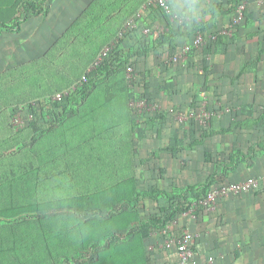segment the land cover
<instances>
[{
  "label": "crops",
  "instance_id": "crops-1",
  "mask_svg": "<svg viewBox=\"0 0 264 264\" xmlns=\"http://www.w3.org/2000/svg\"><path fill=\"white\" fill-rule=\"evenodd\" d=\"M95 1L57 0L47 16L32 14L19 31L0 33V74L39 61L42 76L40 83L25 76L26 80L18 83L0 79V161L8 158L9 164L14 151L31 144L30 139L25 142V137L15 136L13 128L7 127L15 90L31 95L65 83L63 78L66 80L69 70L77 67L72 58L78 47L73 43L78 40V18ZM144 1L121 0L95 32L103 30L105 24V28L117 30L118 23L110 20L121 21L137 9L144 11L146 24L164 29L148 36L137 30L121 45L131 60L128 65L138 74L133 81L127 79L129 86L139 97L148 92L159 103L161 118L147 124L134 115L145 123L131 125L126 101L120 99L109 104L107 113L88 108L87 130L81 133L104 131L112 135L109 142L105 139L110 153L103 155V166L116 165L120 173L129 171L138 192L187 191L188 196L191 187L212 188L264 176V0H242L246 16L233 34L207 39L186 55H182L184 47L193 45L196 27L207 38L215 30L226 29L239 0H171L174 11H185L191 22L160 9L145 10ZM91 27L90 22L86 24V28ZM68 30L76 36H71L67 46L62 41ZM179 54L181 58L174 60ZM68 58L66 68L64 60ZM56 69L63 71L62 76ZM56 76L59 80L54 84ZM204 92L210 112L207 121L179 122L169 113L172 108L196 105ZM60 118L66 120L59 122L58 134L67 129L70 140L78 138L75 128L80 131L83 118L66 112L63 106L44 115V121L50 123ZM6 147L10 150L5 151ZM97 149L102 150L103 145ZM122 178L126 176L118 174V180ZM172 202L164 196H145L139 209L162 214V208H169ZM166 231L175 236L184 231L196 234L195 264H264V182L257 189L223 198L214 210L179 212L165 227H157L146 240L149 264H178L177 248L164 246Z\"/></svg>",
  "mask_w": 264,
  "mask_h": 264
},
{
  "label": "trees",
  "instance_id": "trees-1",
  "mask_svg": "<svg viewBox=\"0 0 264 264\" xmlns=\"http://www.w3.org/2000/svg\"><path fill=\"white\" fill-rule=\"evenodd\" d=\"M7 1L0 0V5ZM120 1L96 0L94 4L80 15L77 22L79 27L78 40L73 41L78 46L76 48L77 53L72 58L77 67L69 70L71 72L69 77L66 80L65 77L63 78L65 83L53 85V87H49L47 92L37 91L31 95H21L17 92L18 90H15V98L10 104V107L12 106L11 112L21 105L30 104V112L36 118L28 120L24 128L15 130L12 122L13 113H11L7 123V127L13 128L15 131V136L25 137V142L30 139L31 144L30 147H22L14 151L9 156L11 161L9 164L8 158L0 161L2 164L0 167L2 171L0 172V246H3L7 239L19 244L17 242L18 226L15 227L12 222L14 223L15 218L18 220L20 217L28 215V213L51 207L48 205H51L52 202H48V200L51 201L52 198H48V193L55 197L53 207H65L79 212L94 210L102 212L117 208V206L123 208L124 205H131L132 203L134 207L138 206L139 209V202L145 196L154 199L164 196L168 200H173V202L169 208H162V214H153L147 221H142L138 215V264H149L142 241L151 235L153 226L165 227L168 221L174 219L177 213L192 209L194 202L199 201L210 189V187H191L189 190L192 193L189 196L186 194L187 191L173 193L165 191L138 192L136 179L129 171L120 173V168L116 165L103 166V160H106L103 155L110 153L109 143L106 140L109 142L112 139V135L105 134L104 131L97 135L93 133L87 134V132L81 133L87 130L88 121L85 118V112L88 108L92 107L94 111H98L101 114L107 113L112 105L109 104L112 101L113 104H116L118 99L126 101L130 123L135 125L132 107L129 106V102L138 97V95L129 86L126 73L120 70V63L123 60L125 62L130 60L128 55H123L124 51L121 46L110 52L99 65L88 73V82L82 89L66 96L60 102L52 103L50 108L41 107V111H39L37 105L33 104V102L39 103L50 98L55 93L64 90L79 80L94 64L102 49L114 42L127 21L140 11V9H137L133 14L121 21L110 20L111 23H118L115 31L105 28V24L103 30L95 32V27L102 25L106 21L108 15L118 8L119 4L117 3ZM146 1H144V4ZM241 1L239 0L236 3L234 11H236ZM43 3H46V1L22 0L20 5L30 8L33 15L41 14L47 16L50 6L46 3L43 9ZM8 10L3 7L0 8V33L3 30L19 31L21 23L29 17L18 15V9H13L11 12ZM11 21H14V24H11ZM89 22L92 26L90 29L86 28V24ZM74 28L76 31V25ZM196 28H199V26ZM95 33L97 34L94 35ZM71 36L75 38L76 32L68 30L64 35L63 45L70 43ZM221 36L223 35L221 34L218 38ZM75 45H72V50H74ZM69 62L70 58L64 60L66 68ZM40 72L39 61H37L30 67L26 65L0 74V79L3 82L9 79L14 83H18L22 79L26 80L23 78L25 76L31 80H36V83H40L42 81ZM56 74H61L62 76L63 71L56 69ZM58 80L59 77L56 76L52 79V82L55 84ZM97 95L103 96L95 97ZM146 96H148V92ZM60 106H63L66 112L83 118L82 122L85 127H80V131L75 128L76 137L79 136L81 138L80 141H78L79 137L70 140L67 129L61 135L58 134L57 128L59 122H63V118H60L55 123L44 121L45 112L55 111ZM159 118H161V115H157L155 121L159 120ZM100 145H103L102 150L97 149ZM9 150L10 148H5V151ZM92 161V165L88 164ZM118 174H124L126 178L118 180ZM48 182L53 183L48 184ZM100 182L104 184L100 185ZM96 183L98 185H95ZM52 192L54 195H52ZM110 192H112L111 196ZM100 195L107 197V200L100 205L92 206L94 204L90 202V198ZM75 221L78 222V220ZM7 224L9 225L4 227ZM91 226L87 224L83 228L91 230L93 228ZM29 227L28 221L27 224L23 223L21 225V236L23 239L27 237ZM4 229L9 231V233H5ZM98 245L99 243L93 240L90 248H96Z\"/></svg>",
  "mask_w": 264,
  "mask_h": 264
},
{
  "label": "rangeland",
  "instance_id": "rangeland-1",
  "mask_svg": "<svg viewBox=\"0 0 264 264\" xmlns=\"http://www.w3.org/2000/svg\"><path fill=\"white\" fill-rule=\"evenodd\" d=\"M21 1L8 0L0 5V8L9 9V12L18 9V15L21 17L32 15L30 8L20 5ZM44 1L50 7L57 2V0ZM46 3H43V9ZM178 15L181 19L185 11H178ZM10 23L14 24V21ZM123 55L126 54L123 53ZM129 62L123 60L120 63V70L126 74V66ZM134 115L133 113V117ZM155 117H148L146 123H156ZM133 120L135 125L145 123L136 117ZM50 183L53 182H48ZM101 184L104 183L100 182ZM52 195H54L53 192ZM111 195L112 192H110ZM49 197L52 200L48 202L52 204L48 205L51 206L48 209L28 213L18 220L14 219L12 224L15 227L18 226L17 242L19 244L7 239L6 243L0 246V264H138V215L142 221H147L152 216L151 213L140 211L138 206H133V203L124 205L123 208L117 206L102 212L97 210L79 212L65 207H53L55 197L48 193ZM106 200L107 197L104 195L90 198V202L94 204L92 206L100 205ZM27 221L30 227L27 237L23 239L20 227L23 223L27 224ZM87 224L92 225L93 228L84 229L83 227ZM156 228L153 226L152 231ZM4 232L9 233L6 229ZM93 240L99 243L96 248H90ZM146 240L147 238L142 241L144 249Z\"/></svg>",
  "mask_w": 264,
  "mask_h": 264
},
{
  "label": "built area",
  "instance_id": "built-area-1",
  "mask_svg": "<svg viewBox=\"0 0 264 264\" xmlns=\"http://www.w3.org/2000/svg\"><path fill=\"white\" fill-rule=\"evenodd\" d=\"M143 8L145 10L160 9L165 11L169 15H172L174 18L179 16L178 13L174 11L171 0H147ZM245 16L246 5L244 2L241 1L238 8L236 9L235 17L226 29L216 30L212 32L207 38L200 28H196L193 45H186L184 47L182 55L188 54L192 50L193 46L202 45L207 41V39L216 40L221 34H233L237 26L242 22V20H244ZM181 19L188 22L192 21V17H190L189 15L183 16ZM137 30H142L143 33L147 36L153 35L154 33H161L164 31V29L156 27L153 24H146L144 21V11H139L138 13H136L135 16L131 17L127 21L124 28L119 33L117 39L102 49V51L97 56V59L94 64L88 69L85 74L82 75L79 80H77L75 83L65 88L64 90L55 93L50 98L42 100L39 103L33 102V104L37 105L39 111H41V107L50 108L52 103L60 102L66 96L77 92L79 89H82L88 82V73L97 65H99L104 60V58L108 56L110 52L120 47L122 45V41L126 38L128 34ZM180 58V54L174 56V60L176 61ZM126 71V76L129 81H133L138 75L131 65L127 66ZM201 94V98L196 105L184 108H172L169 110V113L173 116L175 120L179 122L195 120L200 123H203L207 121L210 118L208 101L205 92ZM131 107L133 113L136 116L144 119V121H146L148 117L157 116L160 112H162L159 103L148 96L136 97L131 101ZM12 113V122L17 129L24 128L28 120L36 118V116L30 112V104L21 105L17 107ZM263 182L264 176L248 177L240 182H230L212 187L199 201L194 202V207L192 209L203 208L207 210H214L223 198L232 194H241L247 191L257 189L261 186ZM195 239L196 234L191 231H184L179 236L167 233L166 231L164 246L166 248H172L173 246L177 248L179 254L178 264H195V261L193 259V242Z\"/></svg>",
  "mask_w": 264,
  "mask_h": 264
}]
</instances>
